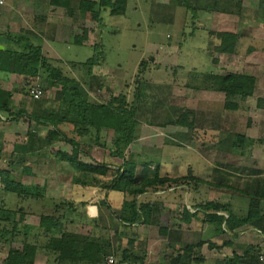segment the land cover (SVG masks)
<instances>
[{
    "label": "rangeland",
    "instance_id": "1",
    "mask_svg": "<svg viewBox=\"0 0 264 264\" xmlns=\"http://www.w3.org/2000/svg\"><path fill=\"white\" fill-rule=\"evenodd\" d=\"M5 1L14 8L10 21L0 26V34L7 33V45L11 44L18 52L25 49V41L29 46L39 47L47 63L59 68L65 76L78 83L74 92L82 101L106 107L111 97L125 96V108H134L137 113L134 123L138 139L121 152L122 157H118L111 144L112 130L104 127L97 132L81 126L80 120L66 111L68 102L65 101L70 99V95L62 87L54 88L45 75L31 82L22 76H14V88L19 95L12 96L10 111V107L16 112L19 109L39 110L43 108V102L47 107L51 105L59 118L66 116L68 119L58 129L66 139L79 144L77 154L73 151V145L54 137L50 126L40 125V132L38 130V135L50 141L52 161H56L55 158L59 160L65 154L76 157L79 162L98 165L105 170V174L97 175V180H92L90 176L80 178V174L68 162L59 160L54 164L56 181L54 186L50 184L53 187L51 194L54 207L44 206L45 203L48 205V201L44 198L45 190L40 186L41 182L31 180V177L25 182L22 166L11 155L8 150L10 147L1 151L0 170L8 171L13 181H19L22 193H5L0 185V264H30L31 259L32 264H71L65 260L59 262L57 253L49 259L43 256L47 253L44 249L46 236L43 232L38 236V223L42 215L54 217L53 232L50 233L55 237L65 232L77 239L78 247L85 243L97 246L91 255L92 249L87 247L88 257L81 264H107V257L111 254L118 264H160L158 236L163 232L161 217L171 220L176 217V211L180 217L187 210L186 207L191 208L200 200L206 201L207 193L214 198L219 196L214 188L211 190L206 186L204 180L208 179V173L195 150L200 147L201 154H207L208 136L203 129L211 118L206 109L210 103L213 104L211 107L217 115L224 99L210 100L207 96H199L193 88L213 84L212 79L205 81L203 75H228L234 65L237 67L239 54L226 57L216 51L220 43L219 36L224 31H239L248 37L249 40L241 39L238 47L243 54L255 46L251 40H255L259 25L257 0H241L240 3L239 0H229L231 5L226 6H223L224 0H132L133 5L129 6L126 16H105L103 23L100 18H95L96 15L93 19L89 18L88 28L82 27L81 38L84 36L82 42L86 45L81 46L72 43L79 41V36L71 38L72 42L67 38H53L51 31H48L47 37L44 33L43 38L38 37L35 34L36 25L46 23L47 19L36 17L38 11L33 6V0ZM207 9L212 11L210 15L205 12ZM223 9L231 10L233 14L223 13ZM223 17L229 24L222 22ZM202 28L207 34L209 32L208 37L199 30ZM60 35L64 37L65 34ZM8 36L14 38V42L10 43ZM20 38L23 42L15 43V39ZM93 57L98 60L91 67L89 76L84 63ZM213 63L217 67L211 69ZM32 84H38L43 91V97L38 101L41 104H36L27 95V89ZM212 86H218L217 80ZM0 90H4L1 84ZM136 94L139 95L138 102ZM111 107L117 108L118 105L114 103ZM180 114H187V122L193 123L195 128L190 130L178 125L159 126L163 121L179 122ZM6 121V115H2L0 122ZM218 121L216 124L219 126ZM17 122L21 123L24 130L32 123L26 117ZM198 127L201 130L195 132ZM21 134L18 133L16 139H20ZM1 136L3 134L0 135V143L3 139ZM125 162L134 163L136 173H141L145 164H149L151 174L158 169L160 178H169L174 182L162 187L153 186L140 195L108 191ZM198 166L200 179L193 176L192 171ZM88 181L98 182L85 185ZM198 187L199 195L193 192ZM219 190L222 194L223 190ZM219 198L223 200L224 197L220 195ZM125 202H134L137 206L153 205L149 222H145V214L141 213L139 221L127 223L132 218V211ZM89 205L97 207L96 217L88 215ZM203 205L201 203L200 207ZM137 214L140 215L139 212ZM206 218L205 214L200 215V223L204 224ZM218 231L220 233L215 231L211 235H221L223 241L222 227ZM205 236L203 234V238ZM38 243L42 245L38 246ZM200 243L207 244L202 241ZM24 245H37L36 253L30 258H23ZM195 258H201V255L195 254Z\"/></svg>",
    "mask_w": 264,
    "mask_h": 264
},
{
    "label": "crops",
    "instance_id": "2",
    "mask_svg": "<svg viewBox=\"0 0 264 264\" xmlns=\"http://www.w3.org/2000/svg\"><path fill=\"white\" fill-rule=\"evenodd\" d=\"M131 1L127 0L125 13L121 16L127 15L129 6L133 5ZM32 2H34V8L38 11L35 14L36 17L41 20L47 19L46 23H37L35 34L38 37L43 38L42 35L44 36V34L47 37L48 31H51L53 38H67L72 42L71 38L79 36V41L72 43L80 46L82 44L86 45V43L81 42L82 27L88 28L89 18L92 17L93 19V16L96 15L95 18H100V22L103 23L105 16L114 17L98 6L99 0H62L64 7L52 6L50 0H33ZM89 3L94 5L91 11H88ZM243 4L245 3L243 2ZM12 6L7 2L0 17V26L6 24L12 18L14 11ZM256 6L257 23L259 25L255 40H251L255 46L250 48L251 51L247 49L244 54L241 51L239 52L238 47L240 48L241 39H248V37L237 31L234 34L238 35L239 38L234 52L222 54L226 57L239 54L237 67L234 65V68L229 70L228 73L251 77L253 80L252 94L244 99L235 95L228 101L225 99V93L218 91L212 85L193 88L199 96H207L210 100L224 99L222 109L219 110L220 112L217 115L211 107L213 104L210 103L206 109L211 118L203 129L204 134L207 133L208 136L207 154H201L200 147L195 148L196 156L202 161L203 167L208 173V179L202 180L206 181V186H209V189L214 188L218 192L216 194L222 195L224 198L220 200L219 196L214 198L210 193H207L209 195L206 201L200 200L202 202H196L191 208L186 207L188 214L191 216L187 222L184 220L185 212L184 215L182 214L179 217L177 216L178 211H176V217L170 218L171 220H166L168 217H161L160 223L163 226V232L158 236L160 237L158 255L160 264H209V262L217 264H263L259 262L257 257L259 255L264 257V0H257ZM205 12L210 15L212 11L207 9ZM206 17L209 18L207 15ZM213 19L218 18L214 17ZM221 20L229 24L225 17ZM7 27L9 26L7 25ZM199 30L205 32L208 37L209 32L207 34L203 28ZM58 31H60L59 34H57ZM224 32L232 33V31ZM60 33H64V37H61ZM6 35L7 33L5 35L0 34V51H4L9 46L7 45ZM208 42L207 40V44ZM214 64L211 65V69L217 67ZM215 75L223 76L221 74ZM14 76L17 75L0 72V84L4 90H15L16 79ZM205 76L206 78H204ZM210 76L213 75H203V78L209 82L211 79L213 80ZM17 95H19V92L13 94L14 97ZM12 101L13 99L10 103L11 106L13 105ZM10 108L13 116L17 115L18 112L24 114L15 120H11V117L5 112V114H0V117L6 115L7 119L6 122H0V135L3 134L0 149L6 151L10 147L8 150H10L11 155L22 166L25 182H28L29 177H31V180H37L38 183L41 182L42 185L40 186L45 190L44 198L48 201V205L45 201L44 206L50 207L54 203L51 194L53 187H50V184L54 186V181H56L54 167L60 159L58 160L54 155L56 161H52L50 157L52 154L49 153L50 141L47 142V138L38 135L41 124L35 123L28 117L32 108L30 111L19 109L17 112L12 107ZM198 110L202 112L200 109ZM25 117L29 122H32L26 130L22 129L20 122H17V120H23ZM217 119L219 120V126L216 124ZM194 128L195 126L192 129ZM198 130L201 129L198 127L195 132H199ZM18 133H22L20 139H16ZM196 142L199 144V141ZM199 166L197 167L198 170L195 168L192 171L193 176L200 179ZM219 189L223 190L222 194H220ZM193 192L199 195L200 188H196ZM215 202L222 203L225 206L224 211L215 213L219 217H224V221L221 225H218L211 220L212 218L208 217L204 219V224H201L200 215L205 214L207 216L214 212L202 211L201 207L204 205L200 207V204ZM182 210L185 209L182 208ZM226 220H229L230 227L237 225L239 221L245 222L240 226L230 228L227 227ZM221 227L223 241L220 239L221 235H211L215 231L220 233L218 230ZM203 234L206 235V238H203ZM200 241L207 244H203L200 249L193 250L191 256L184 253L185 246L195 245ZM40 254L42 255V253ZM195 254H200L201 258L196 259ZM43 256L48 257V259L53 257L50 253L43 254Z\"/></svg>",
    "mask_w": 264,
    "mask_h": 264
},
{
    "label": "trees",
    "instance_id": "3",
    "mask_svg": "<svg viewBox=\"0 0 264 264\" xmlns=\"http://www.w3.org/2000/svg\"><path fill=\"white\" fill-rule=\"evenodd\" d=\"M127 0H99L97 3L98 6L104 8L108 11L110 16H121L125 13ZM241 0L238 1L240 3ZM50 4L52 6L64 7L62 0H50ZM88 11H91L94 7L93 4L89 3ZM223 6L226 4L231 5L229 0L223 1ZM240 6V5H239ZM223 13L233 14L231 10L223 9ZM220 43L216 47V51L220 54H231L234 52L239 36L230 33L224 32L220 35ZM84 36L81 38V42L84 41ZM8 40L10 43L14 42V38L8 36ZM23 39H15V43H21ZM25 43V49L23 51H16L12 48L11 44L4 50L0 51V72H4L7 74H14L22 76L23 78L29 79L30 82L33 80H37L38 77L46 76V80L51 83L54 88L62 87V89L70 95V99H66L65 102H68V107L66 111L71 115L75 116L80 120L81 126L86 127V129L91 128L100 132L102 128H108L112 130L113 137L111 140L112 147L115 148L118 157H122V151L126 149L130 143L136 141L138 138L136 137V124L134 123V117L136 116V110L126 109L125 108V96L119 97H111L108 102V106L94 105L89 103L88 101H82L80 96H76L74 92L75 86L78 85L74 79L69 78L63 74V72L49 63L45 61V59L41 55V50L39 47L29 46L28 42ZM97 48V47H96ZM95 48V49H96ZM249 51L251 49L249 48ZM97 57H93L87 60L84 63V66L87 68V73L91 74V67L97 63ZM83 66V67H84ZM85 68V69H86ZM211 77V76H210ZM206 78V76L204 77ZM214 82L217 80V87H214L218 91L225 93L226 97H228V101L235 95L244 99L252 94L253 89V80L251 77H247L240 74H228L223 76L212 77ZM214 82L212 85H214ZM73 86V87H72ZM16 90L6 91L0 90V112L7 113L11 120H15L20 118L24 113L19 112L17 115L13 116L12 112L9 109L10 100ZM57 95V92H56ZM136 101H139V95L136 94ZM63 98L59 99L62 100ZM41 100V99H39ZM39 100H35L36 104H41L38 102ZM53 102L56 100H52ZM116 103L118 105L117 108L111 107L112 104ZM42 109H35L31 111V114L28 115L29 119L33 120L37 124L50 126L52 129L54 137H58L62 139L63 142H67L73 145V151L77 154L79 152V144L73 140L66 139L62 133H60L58 127L66 120L65 117H58L57 112H55L51 105L47 107L43 105ZM118 110V111H117ZM187 114H180L179 122H171V121H163L159 126L167 127L172 125L185 126L188 129H192L193 123L187 122ZM68 120V119H67ZM67 120L64 122L66 124ZM69 122V121H68ZM1 156V150H0ZM60 161H66L70 164L72 169L80 174V178L85 176L91 177L92 180L95 179L97 175H104L105 170L102 169L98 165H93L90 162H79L76 157H71L68 155H62ZM148 165L145 164L144 169L141 173H136V166L132 162L123 163V167L121 171L118 173L117 178L112 181V184L109 186L110 190L108 191H118L126 194L132 195H140L145 193L147 189H150L153 186H163L166 183L172 182V179L169 178H160L158 169H155L151 174L148 170ZM86 178V177H85ZM91 180V181H92ZM91 181H88L85 185H89ZM98 181L91 183L95 185ZM174 182V181H173ZM89 183V184H88ZM80 184V183H79ZM0 185H2V190L5 193L11 194H20L22 193V186L19 181H13L11 178V174L8 171L0 170ZM82 184L81 186H84ZM108 188V189H109ZM126 203V202H125ZM126 205L131 209L132 218L127 223L133 224L135 221H139V217L141 213L145 214V222H149L150 217L152 215L153 205L151 204H141L137 206L136 203L130 202L126 203ZM110 209V208H109ZM204 212H214L207 215V218H212L213 222L221 225L224 221V217H219L216 215V212H222L225 210V206L219 203H206L203 207H201ZM140 213L138 215L137 213ZM185 221H189L191 216L188 214L187 210H185ZM54 221L53 216H40L39 222V235L43 232L44 236H46L44 249L47 253L50 254H58L59 262L63 260L71 263V264H81V262L85 261L88 257V246L90 249V255L93 253V250L97 249L96 245L91 243H85L82 247H78L77 239L71 235L66 234L65 232L61 233L59 237H55L50 232H53L52 223ZM229 220H226L227 227H230ZM245 221H239L237 225H233L230 228L240 226ZM91 244V245H90ZM38 246H41L42 243H38ZM37 245H24L22 250L23 258H30L37 251ZM202 243H197L195 245H187L184 247L185 254H192L193 250L200 249ZM126 258V257H125ZM258 259V257H257ZM32 264V259L31 263ZM115 264H118L117 261Z\"/></svg>",
    "mask_w": 264,
    "mask_h": 264
},
{
    "label": "built area",
    "instance_id": "4",
    "mask_svg": "<svg viewBox=\"0 0 264 264\" xmlns=\"http://www.w3.org/2000/svg\"><path fill=\"white\" fill-rule=\"evenodd\" d=\"M5 6H6V1L0 0V17L2 16V13H3ZM27 95L31 100L35 101V100H39L43 97V91L38 84L37 85L32 84L27 89ZM87 213L91 217H96L97 216V207L95 205H89L87 208ZM258 260H259V262L264 264V257L262 255L258 256ZM106 261H107V264H115L116 263V259H115L114 255H112V254L107 257Z\"/></svg>",
    "mask_w": 264,
    "mask_h": 264
}]
</instances>
